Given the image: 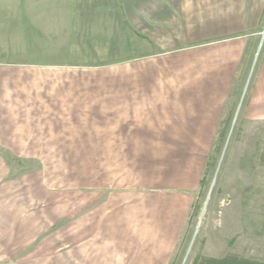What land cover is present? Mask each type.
Here are the masks:
<instances>
[{"label": "crops", "instance_id": "0c3cea01", "mask_svg": "<svg viewBox=\"0 0 264 264\" xmlns=\"http://www.w3.org/2000/svg\"><path fill=\"white\" fill-rule=\"evenodd\" d=\"M14 1L0 3V155L171 156L174 167L148 179L161 189L153 227L136 215L77 228L69 213L64 227L50 213H0V230H14L0 233V264L30 253L39 264H168L250 77L241 128L264 124V0ZM20 230L26 244L12 241Z\"/></svg>", "mask_w": 264, "mask_h": 264}, {"label": "rangeland", "instance_id": "374dc122", "mask_svg": "<svg viewBox=\"0 0 264 264\" xmlns=\"http://www.w3.org/2000/svg\"><path fill=\"white\" fill-rule=\"evenodd\" d=\"M250 84L251 77L234 107L238 119L231 137L223 139L219 148L218 140L211 143L207 162L212 157L213 163L209 167L206 162L202 187L193 198L179 231L182 239L168 264H196L201 256L232 252L264 260V124L241 128L240 121ZM171 158L0 155V213H50L57 227H64V215L69 213L77 228L107 227L112 215L121 220L136 215L137 227H151L154 195L161 189L149 186L148 179L167 166L174 167L167 162ZM29 236L27 230H20L12 241L26 244ZM84 249V244L75 243L73 259L84 260ZM23 254L28 252L19 253ZM27 256L23 264H39L37 260L43 258Z\"/></svg>", "mask_w": 264, "mask_h": 264}, {"label": "trees", "instance_id": "16d2710c", "mask_svg": "<svg viewBox=\"0 0 264 264\" xmlns=\"http://www.w3.org/2000/svg\"><path fill=\"white\" fill-rule=\"evenodd\" d=\"M223 139L218 140V146L219 143ZM213 163V158L210 157V161L208 162V166L211 167ZM203 183V179H202ZM196 264H264V260H258L251 257H246L237 253H229L227 255H224L222 257H216V256H201Z\"/></svg>", "mask_w": 264, "mask_h": 264}]
</instances>
